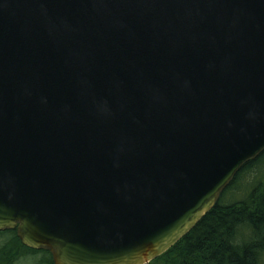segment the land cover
Returning <instances> with one entry per match:
<instances>
[{"label": "water", "instance_id": "water-1", "mask_svg": "<svg viewBox=\"0 0 264 264\" xmlns=\"http://www.w3.org/2000/svg\"><path fill=\"white\" fill-rule=\"evenodd\" d=\"M264 152V0H0V232L53 264H149Z\"/></svg>", "mask_w": 264, "mask_h": 264}, {"label": "trees", "instance_id": "trees-1", "mask_svg": "<svg viewBox=\"0 0 264 264\" xmlns=\"http://www.w3.org/2000/svg\"><path fill=\"white\" fill-rule=\"evenodd\" d=\"M257 168L260 174L246 197L223 204L222 194L231 190L245 171L255 173ZM222 194L186 236L149 264H264V152L244 165ZM6 233L15 236L18 246L0 247V264H11L18 247L23 248L15 230L1 232ZM42 253L52 264L50 254Z\"/></svg>", "mask_w": 264, "mask_h": 264}, {"label": "rangeland", "instance_id": "rangeland-1", "mask_svg": "<svg viewBox=\"0 0 264 264\" xmlns=\"http://www.w3.org/2000/svg\"><path fill=\"white\" fill-rule=\"evenodd\" d=\"M259 168H257L255 173L252 171H250V172L245 171L239 177L235 186L231 190L226 191L224 195L222 194L223 204H228L230 202H233L234 200L238 201L243 196L248 194L255 185V183H253L256 180L255 178L260 174L258 171ZM14 237L15 236L12 233L1 234V232H0V247L11 246V245L12 246H15V245L18 246V244L14 240ZM16 252H17V255H16L17 258L13 262H11V264H36L38 261H40L42 259L49 260V256L45 253H38L37 255H28L25 252V250L22 248L20 249V247H18ZM12 255H14V254H12ZM6 258L7 257H5V259Z\"/></svg>", "mask_w": 264, "mask_h": 264}, {"label": "flooded vegetation", "instance_id": "flooded-vegetation-1", "mask_svg": "<svg viewBox=\"0 0 264 264\" xmlns=\"http://www.w3.org/2000/svg\"><path fill=\"white\" fill-rule=\"evenodd\" d=\"M21 245L23 246L22 249L25 250V252L28 254V255H37L38 253H42L41 250H32V249H29L27 247H25L22 243ZM46 254V253H45ZM51 261H52V258H51ZM36 264H49V260H46V259H42L40 261H38ZM52 264H53V261H52Z\"/></svg>", "mask_w": 264, "mask_h": 264}]
</instances>
